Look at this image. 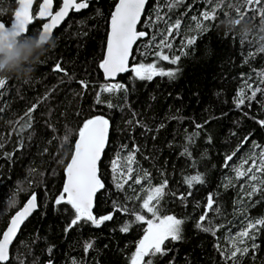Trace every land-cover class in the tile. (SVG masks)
<instances>
[{
  "label": "trees",
  "instance_id": "16d2710c",
  "mask_svg": "<svg viewBox=\"0 0 264 264\" xmlns=\"http://www.w3.org/2000/svg\"><path fill=\"white\" fill-rule=\"evenodd\" d=\"M17 1L0 0V23L10 25ZM117 2L88 0L84 11L72 12L54 32L53 46L30 77L6 78L0 88V233L33 193L38 206L11 248L10 264H131L148 227L137 223L134 213L150 218L141 207L143 199L165 182L157 206L160 215L184 221L182 239L165 241L167 254L151 257L153 264H233L225 255L232 241L249 223L264 218V192L249 195L254 185L264 188V174L247 171L264 150V127L258 123L264 121V92L239 108L235 103L241 92L251 97L253 89L264 90V18L249 12L226 29L223 22L229 14L237 17L240 0H225L209 21L202 13L211 11L215 0H150L138 28L146 36L133 50L131 71L108 82L99 64ZM60 3L54 0V8ZM177 21L179 28L173 27ZM243 23L252 29L246 39L239 35ZM41 26L34 22L28 35L38 34ZM191 37L195 43L187 45ZM159 53L180 60L171 64ZM57 64L65 71H55ZM141 64L179 71L174 79L140 80L132 69ZM97 116L108 120L110 133L99 166L104 188L92 213L113 218L99 227L82 221L66 231L74 210L54 201L63 191L79 128ZM197 175L203 182L190 186L186 180ZM209 196L212 209L207 208ZM206 212L204 224L214 232L196 227ZM126 224L129 230L121 231ZM253 231L255 239L245 238L249 253L238 255L239 264H264V227ZM89 242L92 247L85 250Z\"/></svg>",
  "mask_w": 264,
  "mask_h": 264
},
{
  "label": "snow or ice",
  "instance_id": "6c2138e0",
  "mask_svg": "<svg viewBox=\"0 0 264 264\" xmlns=\"http://www.w3.org/2000/svg\"><path fill=\"white\" fill-rule=\"evenodd\" d=\"M179 0H173V3H178ZM225 0H215V7L211 8V11H204L202 13L203 20H215L216 12L219 8H222ZM243 7H235L237 17L232 18L229 14V19L235 23H241L249 12H258L259 15L264 18V0H240ZM54 0H42L39 6L38 17L50 18L48 23H44L42 30L39 31L41 41L51 39L53 36V29L69 14V10H75L76 12L86 9L89 4L88 0H62V4L59 10H53ZM19 10L15 12V20L11 23V26H7L0 23V40L5 42L14 43L18 38L28 36V25L33 19L31 7L33 0H18ZM145 0H118L114 12L110 18V32L108 34L106 44V54L104 59L100 62L99 68L103 70L106 78L114 77L117 73L128 71V58L131 52L132 45L137 39L146 36L145 32H139L136 29V25L140 20L141 12L144 8ZM255 5V7H253ZM179 21L173 26L179 28ZM197 27L203 30L200 22L197 21ZM171 33L172 29H168ZM195 37H191L187 40V45H193L195 43ZM166 47H171L165 40L160 41ZM160 59L169 61L171 64H177L180 60L179 56L171 58L162 53L158 54ZM55 71L64 72L65 70L60 64L55 65ZM132 71L135 77L140 80H151L154 75L156 76H168L174 79L176 76L175 71L169 70H157L154 65H139L134 67ZM65 75L67 73L65 72ZM261 75H264L262 73ZM6 78L0 79V88L6 84ZM81 86L87 88L88 85L84 81H81ZM115 88H121V85H115ZM105 91H112L113 88L106 87ZM257 92H264L260 88L253 89L251 97L246 96L243 92L238 94L236 100V107L239 108L245 103V100L255 98ZM97 103H100L99 98ZM35 110V106L29 110V113ZM108 120L102 116H97L86 120L83 126L78 130V139L74 144V151L72 152L70 162L67 163L66 181L63 187L62 193L55 199L54 205L59 206L66 204L74 210L73 218L70 224L67 226L66 231L74 226H77L80 222H90L93 226L99 227L105 221L113 218L112 214L105 215L103 217H96L92 213L93 198L98 190L104 188L101 177L98 175V162L100 161L101 154L104 150L107 142L108 132ZM262 127H264V121H258ZM28 127L31 125L28 124ZM199 127V126H198ZM259 163L254 160L252 166L247 169L248 172L255 171L264 174V150L259 153ZM133 155L129 154L128 161L133 160ZM232 159V156H227L225 164ZM115 169L116 162H113ZM237 176L242 175L239 169ZM131 172V169H129ZM148 175L147 173L145 174ZM251 180L256 181L258 177L252 175L249 177ZM186 182L191 186L195 183H202L203 180L200 176L190 177ZM135 183L140 184V180H136ZM264 184V180L260 181ZM166 186V182L160 187L151 189L146 198L143 199L141 205L142 209L150 213V218H145L140 213H134L135 221L137 223H146L148 227L145 229L144 237L139 241L136 251L131 257V264H153L151 257L163 256L167 254V247L165 241L168 240H180L182 239V225L183 220L176 218L172 215H160V208L157 206L158 201L163 194V188ZM117 187L122 185L117 184ZM257 191L264 192V188L257 186L252 187V192L249 195L254 194ZM37 196L32 194L23 208L15 213L11 217L10 225L3 233H0V264H10V245L13 242V238L19 229V226L24 220L31 214V212L37 207ZM14 203V201L12 202ZM213 198L209 196L207 202V208L212 209ZM120 210V209H117ZM124 211H127L126 209ZM207 219V212L201 215L200 220L197 222L196 227L205 232H214L213 227H206L204 222ZM158 221V223H154ZM264 227V218L249 223L246 228L240 232L235 240L232 241V250L230 253H225L226 257L233 261V264H239L237 259L238 255L244 256L249 253V248L245 243V238L254 240V229L257 227ZM130 224H126L121 228V231H128ZM240 244H244V247H240ZM92 247V244L86 243L85 250ZM256 245L253 244V248ZM147 258V259H146Z\"/></svg>",
  "mask_w": 264,
  "mask_h": 264
},
{
  "label": "clouds",
  "instance_id": "9594fccd",
  "mask_svg": "<svg viewBox=\"0 0 264 264\" xmlns=\"http://www.w3.org/2000/svg\"><path fill=\"white\" fill-rule=\"evenodd\" d=\"M226 29H232L230 19L225 20ZM236 26V25H235ZM252 32L247 23L239 25V35L246 39ZM53 46V41L47 39L41 41L39 35H28L18 38L14 43L0 40V79L15 76L28 78L34 70V66L40 63L48 48Z\"/></svg>",
  "mask_w": 264,
  "mask_h": 264
},
{
  "label": "water",
  "instance_id": "95a60500",
  "mask_svg": "<svg viewBox=\"0 0 264 264\" xmlns=\"http://www.w3.org/2000/svg\"><path fill=\"white\" fill-rule=\"evenodd\" d=\"M149 1H150V0H145L144 8H143V10H142V12H141V15H140V20L138 21V23H137V25H136V29H137V31H138V28H139V26H140V23H141V21H142V18H143V16H144V13H145L146 6H147V4H148ZM38 2H39V4H38V7H37V11H36V13L34 14V9H35V7H36V5H37ZM41 2H42V0H33V4H32V7H31V12H32V14H33V19H32V21H31V23L28 25V28H29L32 24H34V22H36V21L42 23V26H43L44 23H48V22L50 21V18H48V17H45V18H39L38 15H37V14H38V11H39V6H40V3H41ZM117 3H118V2H117ZM117 3H116V5H117ZM61 4H62V0H61V3H60V6H61ZM116 5H115V7H116ZM115 7H114V9H113V12H114V10H115ZM18 10H19V4H18V1H17V7H16L15 12L18 11ZM53 10H54V11L59 10V8H58V9H55V8H54V3H53ZM84 10H85V9H82L81 11H84ZM15 12H14V14H13V16H12V21H11V23L14 22V20H15ZM72 12H76V11H75V10H69V14L64 18V20H62V21L60 22V24H58L57 27L53 29V34H54V32H55L56 30H58L59 28H61V26H62V25L68 20L70 14H71ZM79 12H80V11H79ZM113 12H112V13H113ZM110 18H111V17H110ZM11 23H10L9 27L11 26ZM42 26H41V30H42ZM41 30H40V31H41ZM109 32H110V19H109V23H108V33H107V38H106V43H105V52H104V56H105V54H106V44H107V39H108V34H109ZM142 38H143V37L137 39V41L132 45L131 52H130V55H129V58H128V71H126V72H120V73H117L114 77L106 78L105 75H104L103 70L100 69V71H101V73H102V75H103V77H104V79H105L106 81H108V82H117L118 79H119L120 77H123V76L127 75V74L131 71L130 62H131V59H132L133 50H134L136 44H137V43L139 42V40L142 39ZM51 39H52V38H51ZM104 56H103V59H104ZM109 133H110V125H109V123H108L107 142H106L105 147H104V150H103V152H102V154H101L100 161L98 162V175H99V166H100V163H101V161H102L103 154H104V152H105V150H106V147H107V143H108V139H109ZM77 139H78V137H77ZM73 151H74V150H73ZM70 159H71V158H70ZM69 162H70V160H69ZM69 162H68V163H69ZM65 181H66V171L64 172V184H65ZM63 187H64V185H63ZM99 191H100V190L97 191V193L95 194V196H94V198H93V206H94L95 199H96V196H97V194L99 193ZM26 202H27V201H26ZM36 203H37V201H36ZM23 206H24V205H23ZM23 206L21 207V209L23 208ZM93 206H92V210H93ZM37 208H38V206H37V207L31 212V214H30V215L24 220V222L19 226V229H18V231L16 232V234H15V236H14V238H13V242H12V244L10 245L9 251H11V248H12L14 242L16 241V239H17V237H18V235H19V233H20V230H21L22 227L25 225V223H26V222H27V221L33 216V214L37 211ZM21 209H20V210H21ZM14 215H15V214H14ZM14 215H13V216H14ZM10 220H11V218H10ZM10 220H9V222H8L7 227L10 225ZM7 227L5 228V230L7 229ZM5 230H4V231H5Z\"/></svg>",
  "mask_w": 264,
  "mask_h": 264
}]
</instances>
